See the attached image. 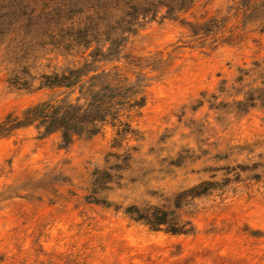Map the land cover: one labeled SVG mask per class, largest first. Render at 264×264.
<instances>
[{
  "label": "rangeland",
  "instance_id": "374dc122",
  "mask_svg": "<svg viewBox=\"0 0 264 264\" xmlns=\"http://www.w3.org/2000/svg\"><path fill=\"white\" fill-rule=\"evenodd\" d=\"M72 68L140 98L138 139L0 138V264H264V0H0V122Z\"/></svg>",
  "mask_w": 264,
  "mask_h": 264
},
{
  "label": "trees",
  "instance_id": "16d2710c",
  "mask_svg": "<svg viewBox=\"0 0 264 264\" xmlns=\"http://www.w3.org/2000/svg\"><path fill=\"white\" fill-rule=\"evenodd\" d=\"M81 40V35L77 36ZM77 40V39H76ZM85 73L84 68H72L65 72H53L41 76V86L48 89L65 90L72 93V104L55 99L46 100L27 108L21 116L9 114L0 122V138L9 136L16 130L27 127L44 129L45 133L57 132L63 142L70 146L83 138L102 135L107 127L116 132L117 136L128 141H136L138 134L131 128L129 120L123 122L119 112L124 109L129 113L142 107L140 98L128 95L129 89L105 88L96 89L95 77ZM195 196H201L212 190L209 184L203 183L195 187ZM130 218L143 222L150 230L165 232L172 235L188 234L179 229L168 213L157 207L140 208L131 206L126 209Z\"/></svg>",
  "mask_w": 264,
  "mask_h": 264
}]
</instances>
